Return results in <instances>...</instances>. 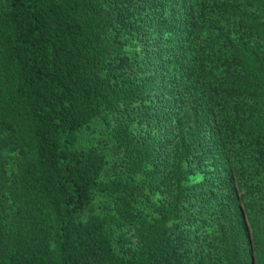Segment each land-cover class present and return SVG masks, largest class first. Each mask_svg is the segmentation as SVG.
<instances>
[{"label": "trees", "instance_id": "trees-1", "mask_svg": "<svg viewBox=\"0 0 264 264\" xmlns=\"http://www.w3.org/2000/svg\"><path fill=\"white\" fill-rule=\"evenodd\" d=\"M0 264H264V0H0Z\"/></svg>", "mask_w": 264, "mask_h": 264}, {"label": "rangeland", "instance_id": "rangeland-1", "mask_svg": "<svg viewBox=\"0 0 264 264\" xmlns=\"http://www.w3.org/2000/svg\"><path fill=\"white\" fill-rule=\"evenodd\" d=\"M139 131V129L137 128ZM106 138V135L103 133V125L101 121H94L91 125L84 129L81 134L80 146L98 144L100 145ZM202 178L201 174H197L192 177L193 180L199 181Z\"/></svg>", "mask_w": 264, "mask_h": 264}]
</instances>
